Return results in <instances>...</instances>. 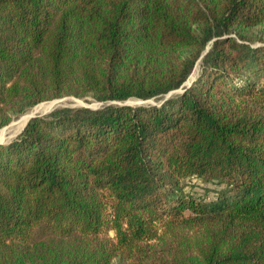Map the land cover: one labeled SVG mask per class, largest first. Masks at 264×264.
<instances>
[{"label":"trees","instance_id":"obj_1","mask_svg":"<svg viewBox=\"0 0 264 264\" xmlns=\"http://www.w3.org/2000/svg\"><path fill=\"white\" fill-rule=\"evenodd\" d=\"M263 26L264 0H0V129L101 103L0 144V264H264Z\"/></svg>","mask_w":264,"mask_h":264},{"label":"rangeland","instance_id":"obj_2","mask_svg":"<svg viewBox=\"0 0 264 264\" xmlns=\"http://www.w3.org/2000/svg\"><path fill=\"white\" fill-rule=\"evenodd\" d=\"M254 34H255L256 38L257 37H262L261 40L256 39V44H260L261 42H264V26L260 27ZM198 72H199V68L197 67L195 69V72L191 75L188 83L191 82L195 78V76L197 75ZM179 92H180L179 90L173 91L167 97H169L171 95H174L176 93H179ZM143 101H145V100H143ZM128 102L131 103L132 105L133 104L135 105V103H138V102L140 104H150V102L144 103V102H142V100H139V99H129ZM151 102L155 103L156 101L152 100ZM43 103H50L51 105L46 110L36 111V112H34L32 114H36V115L39 114L40 115V114H43L44 112H46L48 110H52V109H54L56 107H59V106H72V107H75V106H86V105H88V106H92V107H98V106L101 105V103H99L97 101H94L91 97H86V99H85V98H76V97H73V96H68V97H64V98L59 99V100L48 101V102H43ZM43 103H39V104L35 105L34 107L28 109L22 115H24L26 113H30L36 106H39V105H41ZM22 115L18 116L10 124H8L5 127L0 129V142L1 143L10 142L11 140H13L15 138V136L22 129L21 125L20 126L18 125L19 124V119L21 118ZM197 189H200V188H197Z\"/></svg>","mask_w":264,"mask_h":264},{"label":"bare ground","instance_id":"obj_3","mask_svg":"<svg viewBox=\"0 0 264 264\" xmlns=\"http://www.w3.org/2000/svg\"><path fill=\"white\" fill-rule=\"evenodd\" d=\"M50 103H43L39 106H36L30 113H26L24 115L21 116V118L19 119V126L21 125V128L23 127L24 123L26 122L27 118L29 117V115H31L32 113L36 112V111H43L46 110L50 107ZM18 128V127H17Z\"/></svg>","mask_w":264,"mask_h":264},{"label":"water","instance_id":"obj_4","mask_svg":"<svg viewBox=\"0 0 264 264\" xmlns=\"http://www.w3.org/2000/svg\"><path fill=\"white\" fill-rule=\"evenodd\" d=\"M189 79H190V78H189ZM189 79H188V81H189ZM188 81L185 83L186 85H190L191 82L188 83ZM177 90H179L180 92H183L182 89H177ZM172 92H173V91L167 93V94L165 95L164 98H168L167 96H168L170 93H172ZM57 100H59V99H57ZM54 101H55V100H54ZM128 101H129V100H126V101H124L122 104H130V105H132V104L129 103ZM151 101H152V99L145 100V101L142 100V102H144V103H147V102L152 103ZM142 102H141V103H142ZM153 103H154V102H153ZM135 104H140V103L138 102V103H135ZM133 105H134V104H133ZM86 107L97 108V107H92V106H88V105H86ZM50 111H51V110H48V111L44 112L43 114L48 113V112H50ZM40 115H42V114H40ZM34 116H36V114H31V115H29V117L27 118L26 122L24 123L22 129L24 128V126L26 125V123L28 122V120L31 119V118L34 117ZM22 129H21V130H22ZM21 130H20V131H21ZM20 131H19V132H20ZM0 144H2V143L0 142Z\"/></svg>","mask_w":264,"mask_h":264}]
</instances>
